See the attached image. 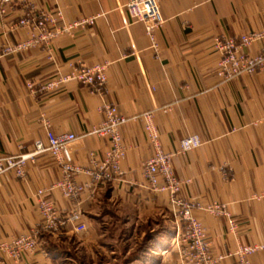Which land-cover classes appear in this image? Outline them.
<instances>
[{"label":"crops","instance_id":"1","mask_svg":"<svg viewBox=\"0 0 264 264\" xmlns=\"http://www.w3.org/2000/svg\"><path fill=\"white\" fill-rule=\"evenodd\" d=\"M125 1L11 0L7 11L0 12V53L30 38L29 27L13 26L21 18L46 12L60 24L97 16L92 26L73 36L0 56V154L31 152L37 140L45 142L48 122L56 134L77 136L70 145L73 159L88 169L89 152L101 155L108 148L107 139L88 134L102 120V102H112L129 118L120 126L127 146L123 173L100 183L79 174L75 181L84 189L73 200L53 187L61 170L48 152L27 162L24 180L2 174L0 240L38 228L39 202L46 201L62 216L80 211L87 229L75 233L66 222L57 236L41 232L39 249L22 255L26 264H62L74 262L75 256L84 264L110 247L118 236L115 225L134 221L143 226L149 255L158 253V264H184L169 195L151 191L143 175L152 151L142 115L152 112L165 151H174L187 135L201 140L197 148L172 158L176 174L187 180L180 197L224 204L236 220L232 236L223 216L193 210L205 227L210 255L226 256L220 264H237L227 256L237 244H258L263 247L249 261L264 264V203L254 198L264 190V70L222 81L216 75L219 53L214 48L216 38L237 39L264 29V0H160L164 22L155 32L157 51L144 23L126 16ZM263 49L264 40L245 48L250 55ZM70 63L105 65V94L78 82L54 92L32 94L27 89L26 81L67 73ZM0 264L22 263L0 253Z\"/></svg>","mask_w":264,"mask_h":264},{"label":"built area","instance_id":"2","mask_svg":"<svg viewBox=\"0 0 264 264\" xmlns=\"http://www.w3.org/2000/svg\"><path fill=\"white\" fill-rule=\"evenodd\" d=\"M159 1L126 0L123 4L124 12L129 19L144 23L146 34L150 39V46L154 51H157L155 32L161 28L164 22ZM10 4L11 0H0V12L5 13ZM56 15L61 16V13L58 11ZM96 18L97 16H85L60 24L55 22L53 17L46 12L21 18L13 26L29 27L32 30L30 38L26 42L3 48L0 56L33 45L48 44L61 35L73 36L77 31L92 26ZM261 40H264V29L249 31L237 39L226 36L216 38L214 48L219 53L216 75L222 81H229L241 74H253L264 70V49L254 55H250L245 50L252 42ZM68 82H78L90 86L95 92L104 95L105 65L86 66L70 63V69L67 73H60L38 82L26 81V87L32 94L54 92L60 90ZM163 110L166 109L163 108ZM99 111L102 114V120L99 124L92 126L88 134L107 139L108 148L101 155L93 151L89 152L91 168L84 169L74 162L70 145L77 136L70 132L56 134L51 130L49 123L45 122V142L37 140L31 152L12 155L0 154V176L11 173L24 180L27 162L34 159L37 154L48 152L61 170V179L53 187L59 188L65 198L73 200L84 189V186L75 181L79 174H88L93 183H100L109 180L111 176L121 175L123 173L121 162L127 146L122 138L120 126L126 123L129 118L120 112L115 104L105 100L99 107ZM142 118L144 121L143 129L152 151L143 164V175L147 187L151 191L166 192L169 195L171 213L178 231L177 236L183 245L180 250L182 262L184 264H220L226 256L222 254L210 255L205 227L193 215V210L198 209L209 214L223 216L226 219L228 232L232 236L236 235V220L224 204L213 202L203 205L182 199L179 195L180 190L187 180L180 178L171 164L173 156L184 154L200 146L199 136L196 134L187 135L179 141L174 151H165L160 142V133L154 122L153 113H143ZM254 198L264 203V190L255 194ZM38 207L41 215L40 226L32 229L26 235H20L10 240H0L1 255L26 264L22 261V255L39 249L41 232L57 236L60 232V226L66 222L71 224L72 231L75 233L87 229L86 223L79 219L80 211L78 210L62 216L55 205L46 201H40ZM262 247L258 244L239 243L234 251L229 252L227 256H234L237 259V264H250L249 256Z\"/></svg>","mask_w":264,"mask_h":264},{"label":"rangeland","instance_id":"3","mask_svg":"<svg viewBox=\"0 0 264 264\" xmlns=\"http://www.w3.org/2000/svg\"><path fill=\"white\" fill-rule=\"evenodd\" d=\"M115 226L114 231L118 236H115L114 241L109 244L110 247L100 249L98 254H90L91 259L88 257L86 261L83 260L84 264H158V253H150L152 257L149 255L150 246L146 235L142 236L144 228L139 222L134 221L129 224L120 222ZM72 260L74 262L69 260L62 264L79 263L77 256Z\"/></svg>","mask_w":264,"mask_h":264}]
</instances>
